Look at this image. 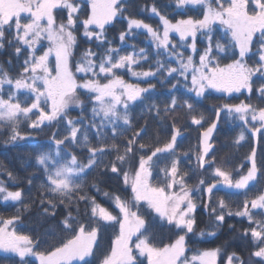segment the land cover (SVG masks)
Returning a JSON list of instances; mask_svg holds the SVG:
<instances>
[{
  "label": "snow or ice",
  "instance_id": "obj_1",
  "mask_svg": "<svg viewBox=\"0 0 264 264\" xmlns=\"http://www.w3.org/2000/svg\"><path fill=\"white\" fill-rule=\"evenodd\" d=\"M131 8L129 0H0V53L22 58L15 75L0 65L4 146L26 139L22 121L39 132L53 130L47 150L35 154L44 178L36 198L0 181V202L19 205L11 217L0 216V254L13 264H246L227 252V244L189 248L192 236L204 240L225 225L233 229L227 218L235 216L248 224L240 236L252 245L247 264H264V147L259 155L257 149L264 143V0H169L163 6L153 0L141 11L158 18L155 27ZM124 21L118 37H109ZM141 31L153 51L136 44ZM78 34L87 47L80 48ZM157 83L169 88L163 110L152 100ZM180 88L186 95H176ZM213 93L224 102L213 106L214 118L208 119L198 105ZM235 94L246 95L239 103L226 99ZM138 102L158 122L147 144V121H133ZM177 112L184 113V126L173 119L163 131L167 121L161 118ZM222 116L240 129L232 142L237 150L253 142L238 165L215 159L213 135ZM191 126L199 133L194 165L178 145ZM161 134L167 139L161 141ZM77 148L87 149L86 160L78 158ZM94 173L113 174L130 197L103 190L100 179L89 184ZM4 174L9 183H20L13 172ZM190 175L198 177L196 186ZM26 180L33 185L32 177ZM221 189L243 196L235 211L225 198H214ZM93 191L114 208L102 206ZM34 206L37 219L51 225L45 236L56 243L17 231L22 212ZM201 207L208 214L204 229L197 223ZM157 221L169 226L167 242H153ZM117 225L101 251L103 233Z\"/></svg>",
  "mask_w": 264,
  "mask_h": 264
},
{
  "label": "trees",
  "instance_id": "obj_2",
  "mask_svg": "<svg viewBox=\"0 0 264 264\" xmlns=\"http://www.w3.org/2000/svg\"><path fill=\"white\" fill-rule=\"evenodd\" d=\"M132 8L130 11L137 18L144 19L145 22L153 24V26H157L158 18L150 19V12L141 11L145 6L151 7L153 0H129ZM155 3L158 6H163L169 3V0H155ZM175 5L172 4L171 8L174 9ZM171 14V9H169ZM194 17L198 14L193 12L190 13ZM179 19L180 17H176ZM126 27V21L121 22L117 25L115 29L109 31V37H118V29ZM219 28V25L216 26ZM80 39V48L83 49L88 46L87 42L83 40L82 35H79ZM178 39V37H176ZM135 42L138 47H144L150 52L153 51V46L150 38L146 33L141 31L135 37ZM115 43L118 45V39L115 40ZM131 50V49H128ZM9 59H12V64L9 66L7 63ZM22 63V58L17 60L14 56L11 55L10 50H6L5 52L0 53V65H3L4 68L10 71L13 75L19 70L20 64ZM147 68V65H145ZM129 82H136L133 77L130 75H125L124 77ZM155 83V81H153ZM141 86H146L143 83ZM168 91L169 88L166 86H162L157 83L156 89L154 90L152 100L163 110L165 103L168 100ZM178 97L182 95H186L185 89L180 88L179 92L176 93ZM219 94L213 93L212 96L207 100H201L198 109L202 111L206 118L212 119L214 118L213 106L219 105L224 101L217 99L216 97ZM246 94H235L236 98H226L232 103H239L244 99ZM255 102V100L253 101ZM72 116L77 117L79 114V110L72 111ZM133 121L136 126H144L147 121L148 128V136L145 137L144 143H149V137H152L156 134L158 129L157 120L151 119L149 114L146 112L145 106L140 104L133 106ZM167 124L164 125L163 131L167 130V125H171L173 119H175L178 127H183L185 124L184 113L177 112L175 116L162 117L161 121L165 120ZM196 126H191L187 128L181 137L178 138L179 151L181 153L187 152L190 156L193 157V165H194V153L198 144V136L199 133L194 129ZM20 129L22 134L26 136L25 140L18 141L15 147L4 146V141L7 139V136L4 134L7 130L0 129V181H4L8 184L10 190H15L16 187H22L27 194L26 198H36L38 194L39 184L44 180L43 175L40 171H37L35 166V154L41 150H47L50 141V132L52 129H46L43 132H39L38 130H34L27 127V122L22 121L20 123ZM239 128L233 125L231 122H227L221 118V122L218 124L216 131L214 132L213 139L215 141V159L218 165H223L225 160L232 165H238L239 163L244 161L245 156L249 153L250 148L253 146V142L251 140L242 142V146H240L237 150L236 147L233 146L232 142L234 138L239 133ZM131 135V133H128ZM161 141L167 139V137L163 134L160 136ZM93 144H95V140L93 138ZM120 143L124 142V139L121 138ZM264 147V143L257 145L258 155L260 148ZM75 152L78 154V158L81 160H86L87 149L77 148ZM108 159L107 157L105 158ZM4 170L11 171L15 176L19 178L20 183L12 184L8 182V177L4 174ZM33 178V185L29 186L27 184L26 178ZM210 178V177H209ZM94 179H100L101 187L103 190L109 191L110 193H119L125 198L130 197V189L126 188L122 180L113 178V174H109V176L100 178L97 174H93L88 177V183L91 184ZM189 182L196 186L198 182V177L195 175H190ZM215 192L214 198L223 197L226 201L230 202V206L233 211L236 210L237 205H241L243 201V196L239 193L232 192L230 190L221 189L220 191ZM93 195L96 196L97 201L104 207H108L110 210L114 208V205L110 203V201L104 197L102 194H98L96 192H92ZM252 193L250 192V195ZM15 207H19L16 205ZM15 207L10 206L9 204H5L0 202V216L4 218H9L15 214ZM63 206H61V210ZM118 211V210H117ZM81 212H83V206L81 207ZM228 223L234 225L233 229L228 228L227 225L218 233L217 237H208L204 240H200L197 236H192L189 241V248L192 250L195 249H211L217 246H224L227 244V252L235 251L239 255H241L244 260L249 261L250 252L252 251V245L240 238L242 230L248 227L247 221L242 220L239 217H228ZM19 227L17 231L20 234H26L32 236L34 239H41L42 243L47 241V244L56 243V240H53L51 236H45V231L51 225L48 222H43L37 219V211L35 206L31 212H22L20 221L17 222ZM197 223L199 229L206 228L208 224V214L203 210V208L197 209ZM118 231V225L115 228H109L107 232L103 233V240L101 242V251H104L108 248L110 239L114 237V233ZM151 233L154 237L153 242L159 244L161 240L167 242L168 237L171 236V232L169 231V226L163 221H157L156 224L151 228ZM46 248V246H45ZM7 254H0V264H13L12 260H6L5 256Z\"/></svg>",
  "mask_w": 264,
  "mask_h": 264
},
{
  "label": "rangeland",
  "instance_id": "obj_3",
  "mask_svg": "<svg viewBox=\"0 0 264 264\" xmlns=\"http://www.w3.org/2000/svg\"><path fill=\"white\" fill-rule=\"evenodd\" d=\"M231 191V190H230Z\"/></svg>",
  "mask_w": 264,
  "mask_h": 264
}]
</instances>
